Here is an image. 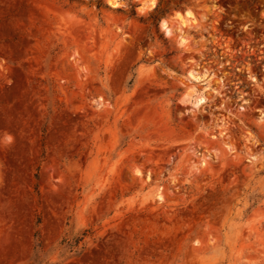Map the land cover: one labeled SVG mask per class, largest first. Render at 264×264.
Returning <instances> with one entry per match:
<instances>
[{
  "label": "rangeland",
  "instance_id": "374dc122",
  "mask_svg": "<svg viewBox=\"0 0 264 264\" xmlns=\"http://www.w3.org/2000/svg\"><path fill=\"white\" fill-rule=\"evenodd\" d=\"M116 4L0 0V264H264V0Z\"/></svg>",
  "mask_w": 264,
  "mask_h": 264
},
{
  "label": "snow or ice",
  "instance_id": "6c2138e0",
  "mask_svg": "<svg viewBox=\"0 0 264 264\" xmlns=\"http://www.w3.org/2000/svg\"><path fill=\"white\" fill-rule=\"evenodd\" d=\"M153 4H155V0H153ZM114 7H120V5H119V4H115ZM141 11H143V9H141ZM187 14H188L189 17H191V15H192L191 12H188ZM177 18H178V19H182V16L178 14V17H177ZM162 26H163L165 32H166L168 35H171L170 31H169L168 28H167V22H164V24H163Z\"/></svg>",
  "mask_w": 264,
  "mask_h": 264
},
{
  "label": "bare ground",
  "instance_id": "6f19581e",
  "mask_svg": "<svg viewBox=\"0 0 264 264\" xmlns=\"http://www.w3.org/2000/svg\"><path fill=\"white\" fill-rule=\"evenodd\" d=\"M117 3V0H112V3H109V4H111V5H115ZM184 24V23H183ZM200 102H201V98L200 99H198ZM204 212V211H203ZM176 234V233H175ZM175 236V235H174ZM176 238V237H175ZM174 240V239H173Z\"/></svg>",
  "mask_w": 264,
  "mask_h": 264
},
{
  "label": "clouds",
  "instance_id": "9594fccd",
  "mask_svg": "<svg viewBox=\"0 0 264 264\" xmlns=\"http://www.w3.org/2000/svg\"><path fill=\"white\" fill-rule=\"evenodd\" d=\"M109 3H112V0H109ZM114 6V5H113Z\"/></svg>",
  "mask_w": 264,
  "mask_h": 264
},
{
  "label": "trees",
  "instance_id": "16d2710c",
  "mask_svg": "<svg viewBox=\"0 0 264 264\" xmlns=\"http://www.w3.org/2000/svg\"><path fill=\"white\" fill-rule=\"evenodd\" d=\"M160 3H161V2H159V5H158V6H160Z\"/></svg>",
  "mask_w": 264,
  "mask_h": 264
}]
</instances>
